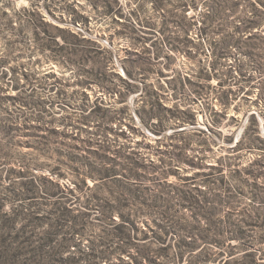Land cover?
I'll return each mask as SVG.
<instances>
[{"label":"trees","instance_id":"obj_1","mask_svg":"<svg viewBox=\"0 0 264 264\" xmlns=\"http://www.w3.org/2000/svg\"><path fill=\"white\" fill-rule=\"evenodd\" d=\"M152 1L156 8L164 4V0ZM87 2L91 8L84 12L77 0H27L19 6L14 0H0L2 156L17 155V148L27 147L41 164L52 166L51 174L61 175L65 167L73 171L83 167L92 179L90 186L83 179L91 194L78 214L71 215L72 208L65 203L55 219L45 217L53 228L49 241L58 248L55 255L54 250L44 248L43 264H264L259 260L263 254L252 248L264 242V121L261 126L254 112L243 114L247 120L238 138L221 146L225 151L216 163H204V155L195 157L187 148L193 139L200 145L199 151L216 140L198 127L165 134L167 122L177 115L155 111L166 108L156 99L151 107L141 106L137 111H108L102 105L75 117L49 111L57 98H65L61 86L70 83L86 100V88L93 83L118 92L117 101L123 103L120 109L126 110L129 94L139 91L136 81L153 72L143 63L141 51L133 49L149 38L139 34L141 28L122 19L118 0ZM190 10L193 14L188 16ZM96 13L113 27L108 36L91 30ZM169 23L176 27L179 35L175 39L182 48L192 42L190 31L197 25L198 37L206 40L210 51L212 70L232 49L261 63L264 0H175L171 14L161 19V30ZM152 25L155 28V23H139L151 27L148 33L153 32ZM115 37L130 40L128 56H119L113 47ZM167 44L179 47L174 40ZM159 53V47L155 48L154 57ZM116 56L124 74L115 69ZM49 61L72 72L65 77L40 70ZM211 75L201 70L200 76ZM231 77L229 71L225 80ZM141 94L151 98L153 91L145 87ZM261 95L264 97V91ZM221 101L226 107L227 95L222 94ZM84 103L81 106L87 110ZM134 113L155 136L137 125ZM188 118L182 117L180 124ZM128 130L140 139L133 140ZM234 134L223 140L233 142ZM149 137L153 144L146 141ZM173 138L182 142L166 144L172 145L168 150L159 149L163 139ZM151 147L176 163L185 162L188 166L183 169L192 172H178L163 157L156 162ZM247 152L254 153L244 160ZM246 197L249 201L243 204ZM91 213L104 225L98 240L86 250L74 240L79 239L88 222L84 218ZM130 248L137 250L132 260L110 258L114 252Z\"/></svg>","mask_w":264,"mask_h":264},{"label":"rangeland","instance_id":"obj_2","mask_svg":"<svg viewBox=\"0 0 264 264\" xmlns=\"http://www.w3.org/2000/svg\"><path fill=\"white\" fill-rule=\"evenodd\" d=\"M77 1L80 5H84L82 11L85 12L91 8L87 0ZM174 1L164 0L161 8H156L152 0H118L122 19L141 28L138 31L139 34L149 38L135 45L133 49L141 51L143 63L153 69V72L136 81L139 91L129 94L126 110L120 109L123 103L117 101L118 92L100 88L93 83L86 88L88 93L86 100L81 93L74 91L77 86L70 83L61 86L66 93L65 98L63 100L57 98L49 111H53L56 116L72 115L74 117L80 111H90L94 105L109 107L108 111H137L136 109L141 106L151 107V102L156 99L166 108L155 111H174L177 115L176 118L167 122L164 133L191 127L208 130L211 138L216 142L211 141L210 148L199 151L200 145L193 139L187 152L195 157L204 155V163H216L218 157L225 151L221 146L230 145L238 138L247 120V116L242 118L244 113L248 115L254 112L262 126L264 97L261 92L264 91V55L261 58L257 57L260 63L258 60L253 61L246 57L240 50L232 49L217 68L212 70L209 68L210 51L206 40L198 37L197 25H193L190 31L192 42L186 48H182V43L175 39L179 34L173 23H169L166 30H161V19L171 14ZM14 2L16 6H19L26 4L27 0H14ZM191 14H193L191 10L187 12L188 16ZM149 22L155 23V28L152 25L151 33L147 32L151 27L139 26V23ZM90 27L94 33L105 36L114 30L108 21L97 13L92 16ZM168 40L178 42L179 47L171 48L172 44H167ZM113 47L120 57L128 56L127 51L132 49L131 42L126 37H115ZM158 47L160 53L155 58L154 50ZM114 63L116 71L124 74L118 56L115 57ZM39 68L65 77L72 72L71 68L59 66L52 61L43 63ZM201 70L204 72L208 70L212 74L211 77L200 76ZM229 71L234 77L225 80L226 73ZM118 87L122 89L123 85ZM145 87L153 91L151 98L141 94ZM222 94L228 97L226 107L221 101ZM82 102H85L87 110H83ZM134 115L137 125H140L150 136H155L139 122L135 113ZM182 117H189V120L180 124ZM125 121L129 120L125 118ZM123 126L126 127L125 124ZM233 131H235L233 142L223 140ZM127 133L133 136V140L140 139L139 134L130 130ZM146 141L154 143L151 137ZM170 142L180 144L182 140L163 139L159 149L161 151L170 149L172 145H166ZM149 151L156 162L163 157L170 160L178 172L183 174L192 172L183 169L188 166L185 162L176 163L168 158V154L157 151L155 147L149 148ZM4 153L5 150L0 149V264H43L46 255L44 250H54L55 255L58 248L57 245L53 246L55 242L49 241L53 228L48 225L49 222L45 217L48 216L49 221L55 219L58 209L65 203L72 208L71 215L78 214L83 209V201L91 194L90 189L83 183V179L89 186L92 184V179L83 167H78L74 171L65 167L61 175L51 174L49 169L52 166L41 164L27 147L17 148L15 154H18L14 156H2ZM253 153L247 152L244 160L249 159ZM57 191L59 192L55 194ZM242 201L245 204L249 199L246 197ZM95 216V213H91L84 218L88 222L79 239L74 240L80 243L79 247L86 250L93 241L98 240L99 231L104 225ZM138 225L142 226L143 223L139 222ZM71 245L70 249L75 247L74 244ZM252 248L257 250V253L263 254V258L259 260H264V242L253 245ZM136 253V248H130L122 253L114 252L110 258L117 260L118 257H122L132 260Z\"/></svg>","mask_w":264,"mask_h":264},{"label":"water","instance_id":"obj_3","mask_svg":"<svg viewBox=\"0 0 264 264\" xmlns=\"http://www.w3.org/2000/svg\"><path fill=\"white\" fill-rule=\"evenodd\" d=\"M53 20H55V19H53Z\"/></svg>","mask_w":264,"mask_h":264}]
</instances>
